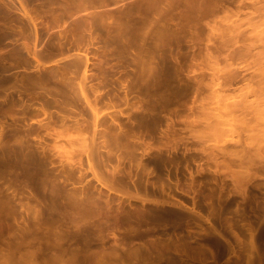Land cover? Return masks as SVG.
I'll return each instance as SVG.
<instances>
[{
    "label": "bare ground",
    "instance_id": "obj_1",
    "mask_svg": "<svg viewBox=\"0 0 264 264\" xmlns=\"http://www.w3.org/2000/svg\"><path fill=\"white\" fill-rule=\"evenodd\" d=\"M81 1L83 6L74 5V12L75 14L84 16L83 20H88L89 24H97L103 21L101 16L104 18L111 17L110 23L107 25L108 28H105L109 40L116 43L115 53L113 52L116 58L122 54L125 42H131L133 46L134 53L132 55L129 54V56L132 57L130 62L133 61L131 63H133L135 71L133 72V81L131 84L122 83L125 88V99L128 94L133 93V89L135 88L140 90L145 96L153 95L154 97L167 99L187 89L193 83V79H196L194 81L197 87L204 88L205 83L202 82L201 78L193 75L195 69L191 65L183 67L181 64V62H185L188 55H190V58L199 55V50L196 47L201 41V36L205 35L207 41H213L215 39L222 40L220 29L223 22L227 21L232 14L236 15L243 10L249 12L245 10L247 7L251 8L250 14L252 15L250 17L249 14V18H246L251 26L252 24H258L259 26L261 21L264 22V0H112V5L108 1L106 2V0ZM19 3L22 12L28 14L26 4L22 0ZM89 4H97L98 11L92 10ZM113 10L118 12L117 16L111 15ZM254 13L255 16L253 15ZM254 17L258 19H254ZM257 20L259 23L255 24V22H258ZM263 29H261L262 32L260 30V34L264 33ZM240 39H228L232 43H241L233 53L235 57L250 55L251 49L257 45L255 44L256 41L260 42L264 49V34L248 42ZM225 41L227 42V40ZM67 42H75L77 44V41H73L72 39H68ZM106 44H108V41ZM219 44L217 45L219 46ZM223 45L221 47L225 46ZM170 48L172 50L173 48H178L177 51L180 48H187V50L183 51V55H180L176 54L175 51L171 52ZM213 49L205 48V58L207 57L209 60L210 58H216L218 55L216 51L218 52V49L216 47ZM261 51L262 55L258 54V51V53L251 51L254 56H250L252 58L255 57V60L257 58L262 59L264 51ZM32 53L37 56L35 51ZM92 56H95L96 61H91ZM125 57L131 58L128 56ZM199 57L201 56L199 55ZM119 58L123 57L120 56ZM89 62L96 67V71H88V69L90 70L88 67ZM104 64L105 57L103 53L100 56L95 53L90 54L86 51L83 54L84 67L81 77L76 82L77 88L73 85L72 80L68 78H65L66 81L62 78H56V80L50 79L51 81H39L30 77L31 75L26 76L25 81L14 83L10 87H5L3 83H0V93L1 90L5 91L4 89L11 88L18 96H21L23 93H27L26 95L28 96L29 94H33L34 96L32 98L31 96L30 98L28 96L25 97L24 94V99L22 97L10 100L19 105L21 111L24 113L23 115H25L30 107L36 109L38 105L40 109L38 110L41 111L40 113L45 115L42 117H45L47 120L41 117L37 118L36 121L38 123H45L46 125H50L54 118L48 110L49 107L55 106L61 109L71 98L79 99L82 97L91 111L92 130L87 133L88 130L85 127L71 129L66 125L60 130L53 129L56 132L51 135H53L52 140L58 137H66L69 143L76 144L77 147L79 146V149H76L77 152H81L83 149L82 152L84 153L81 152L80 154H85L87 159L86 168L95 180V183L90 186V183H85V185L77 184L75 181H70L69 178H60L49 166V160L31 147L26 135L17 136L14 133L2 135L0 133V233L3 230L7 231L5 234L8 233L9 239L11 240H7V234L3 238L7 240L6 243L9 241L8 244L10 246H13L10 243L14 241V244L15 242L17 243L15 245L20 248L24 247L27 251L29 250L27 248L33 247L34 250L33 248L32 250L34 252L32 251V254L35 257L39 256L38 259L40 258V262L37 264H55V261L59 264H123L124 262L122 261H125V259L128 260V264H146L145 260L149 258H151V262L148 264H173L177 259L183 260L185 257L187 258L189 254H185L186 256L184 257L181 256V258L179 256L181 253H179L178 244L174 243L176 240L173 242L170 240L171 243L168 241L171 237V234L169 236L171 231L166 234L164 231H168V229L163 231L162 227L169 225L173 230L177 220H183L188 213H191L196 218L198 217L207 221V227L205 229L202 228L204 226L201 227V229L205 230V233L212 235L215 233L216 228L212 218L207 214H203L202 209L204 204L201 198L192 197L191 204L186 205L185 210L179 208L174 209L175 206L170 208L169 206L171 205L165 207L161 202L159 203L157 200H154L152 203L146 195L139 194V186H141V183L143 184L144 180L142 177L143 182L138 179L136 177L138 175L137 173L134 174V177L138 180L136 181L135 179L134 181V184H137L135 187L137 189H134V192H130L123 189V182H125L123 181L124 173H122L123 170H120L117 165L110 168V172L106 170L108 171L107 173L104 172L106 168L101 169L99 166V158L103 157L104 153L109 154V152H111L110 154L115 153L116 156L122 159H125L124 157H130L133 160L137 158L138 154L136 155V153L139 152L141 156L145 157V162H143L142 158L140 159L143 164L145 163L143 167L151 166L158 169L162 163L161 149L158 146H152L150 141L151 134L148 128L147 118L150 117L152 107L148 105L146 100L141 104L139 108L140 112L138 111L139 113L131 117L135 125L129 131L125 130L127 128L122 129L120 126H116L117 128L114 129L112 128L113 131L108 129L110 132L105 130L106 128H97L99 125L97 103L104 96L99 92L97 87L104 86L107 80V71L103 68ZM235 68L231 69L229 73L224 72L225 74H222V79L216 83L223 87L229 85L231 79L235 80L236 77H240L241 72ZM126 72H128L126 76L131 75L129 71ZM91 76L98 79L97 86L94 88L98 93L91 94L85 86V80ZM248 79L250 81L253 79L252 84L254 85L255 83L254 87L251 84L248 85L246 82V90L242 92L243 90L239 88V91L242 90V93H238L237 97H235L236 99L233 98L229 103L221 101L218 97L219 103L216 106L212 105L213 107H209L210 109L208 111L213 110V112L210 111L211 113L207 114L208 116L205 114V119L207 120L205 123H201V125L204 124L207 128L211 129V132L213 131L212 133L218 132L221 134L220 136L225 135L226 138L228 136L229 139L227 141L231 140V142H235L234 140H236V143L241 148L238 147V152L241 151V154L239 155L236 151L233 155L238 154L237 166L244 168V170H240L238 173H243L241 171H244V174L245 169H248L247 163L255 156L259 157L264 147V145L259 144L262 140L261 135H263L264 139V66L252 69L251 73L248 74ZM241 88L244 89L245 87ZM12 90L9 93H12ZM91 90L93 91V89ZM39 93H42L41 97L35 99V96ZM131 104L133 105V101ZM135 107L137 108L139 105H135ZM35 109L32 110L34 111ZM33 113L31 111L29 112L30 115ZM197 118L201 117L197 116ZM60 121L62 124L64 123L61 118ZM52 122H56V120ZM3 123L4 121L0 120V128L3 127ZM203 129L207 130L205 127ZM245 132V136L242 137L241 134ZM199 133L201 134L203 132ZM205 133L208 135L211 134L212 138V133H209V131H205ZM218 136V134L213 135L215 138ZM99 138V143H97L96 141ZM205 138L208 137L205 136ZM208 139L210 141V138ZM225 142L218 144L228 146ZM71 144L69 145L70 148L73 146ZM213 146L215 147L216 145ZM102 148L105 150H102ZM69 150L73 152V147L68 149V152L65 150L66 152L64 154H67V156H64V158L68 160L72 155L69 153ZM233 150L235 151L237 149L235 148ZM102 151L104 152L101 155L100 152ZM229 151L232 152V148L227 150V152ZM58 153L61 155L62 152L60 153L59 151ZM64 154L62 153V155ZM134 154L135 157H133ZM127 155L130 156L127 157ZM228 156L231 157V155ZM107 159H110L109 156ZM137 159H135L136 162ZM251 166L252 164L248 167ZM140 174L142 175L143 171ZM238 176L236 177L238 178ZM138 177L140 178V175ZM139 180L141 183H139ZM241 180L244 181L240 179V182ZM142 188L145 187L142 186ZM160 201H163V203L164 201L166 202V200ZM151 234H156L155 241H153L154 246L151 245L152 242H149L153 239L151 238L149 240L148 236ZM164 234L166 236L168 235V237H164ZM219 235L221 234L219 233ZM173 237L177 239L175 235ZM136 239L139 242L141 241V244H134V246H137L135 248L129 247L131 242ZM1 242L3 243V241ZM172 243L176 244L177 247ZM253 244L254 242H250L249 246L252 247ZM13 247L15 248V246ZM243 248L245 247H242V250L245 251L247 247L245 249ZM252 248H255V245ZM133 249L135 252L131 254V250ZM171 249H175L176 253L178 251L176 256L180 258H175L173 254V259L175 260H172L171 251L173 250ZM13 250L12 248L11 251ZM141 251L143 252L142 254ZM169 251L171 258H169ZM245 252L247 253V251ZM164 254L169 255L161 259ZM28 255L30 257L32 256L30 260L27 259L32 264L34 256L29 253ZM12 256L15 255L12 254ZM189 257L188 259L190 260ZM45 259H49V261L47 260L48 262H45ZM239 259L238 261L240 262L244 260ZM7 261L6 264H9L10 259L8 260L7 258ZM249 262L247 259L244 264H250Z\"/></svg>",
    "mask_w": 264,
    "mask_h": 264
},
{
    "label": "rangeland",
    "instance_id": "obj_2",
    "mask_svg": "<svg viewBox=\"0 0 264 264\" xmlns=\"http://www.w3.org/2000/svg\"><path fill=\"white\" fill-rule=\"evenodd\" d=\"M20 1L21 0H0V83H3L5 87H10L14 83L25 81L27 78L26 76L31 75L30 77L39 81L56 80V78L65 80V78H68L72 80L73 85L77 88L76 82L80 80L84 67L83 54L88 51L90 54L95 53L101 56L103 53L105 57L103 68L107 71V80L104 86L97 87L99 92L104 95L97 103V108L99 110V125L97 128H106L105 130L110 132L108 129L112 130V128L114 129L120 126L122 129L127 128L125 130L129 131V129L135 125L131 117L140 112L139 108L146 100L148 105L152 107L150 117L147 118L148 128L151 134L150 141L152 146H158L161 149L162 163L158 169L151 166L143 167L145 164H143V162H145V157L141 156L139 152L136 153V155L138 154V159H135H137L138 162L142 158L143 162L140 160L138 163L135 159H130V157H124L125 159H122L116 156L115 153L114 155L109 152L111 156L104 153L103 157L99 158V166L101 169L106 168L104 170L106 173L115 165H117L120 170H123L122 173L125 174H123V181H125L123 182V189L130 192H134V189H137L135 188L137 184H134L135 179L138 181V178L142 182L144 180L143 184L139 180V183H141L138 189L139 194L146 195L152 203L154 200H157L159 203L161 202L162 205L164 204L165 207L171 205L169 206L170 208L175 206L174 209L179 208L185 210V206L191 204L192 197L201 198L204 204L202 209L203 214H207L212 218L216 231L218 230L217 232L214 231L215 233L213 234L211 233L212 235L205 233V230L201 229V227L204 226L202 228L205 229L207 227V221L198 217L196 218V216L193 214L191 215V213H188L183 220H177L175 222L176 228L174 226L173 230L169 225L162 227L163 231L168 229V231H164L166 234L171 231V233H169L171 237L168 241L171 243L170 240H172V242L176 240L174 243L178 244L179 253H181L179 256L184 257L187 254L190 256H187V258L185 257L186 259L184 258L183 260L177 259L173 264H179L180 261V264H244L247 259L250 261V264H264V147L259 157L255 156L251 161L249 160L250 164L247 163L248 169H245V174L244 171H241L243 173H238V171L240 172V170H244V168L242 166H237L238 164L236 161L238 160V154L233 155L236 151L239 155L241 154V151L238 152L239 146L236 140H234L235 142L232 141L233 143L231 140H229V142L227 141V139H229L228 136L226 138L225 135L220 136L221 134L218 132L212 133L213 131L211 132V129L207 128L204 124L201 125V123H205L207 120L205 119V114L208 116L207 114L213 112V110L208 111V109L211 108L210 106H216V104L219 103L218 97L221 101L229 103L233 98L237 97L238 93L240 94L242 90V92L246 90L247 84H251L253 87L255 86V83L254 85L252 84L253 79H251L252 82L248 79V74L251 73L252 69L264 66V56L262 59L257 58V60H255L256 58H252L250 55H253L254 52H259L258 54L262 55L263 52L261 50L264 51L262 48L263 45L256 41L255 44L257 45L251 49L253 53L250 51V55L235 57L233 53L236 47L241 43H232L229 40L241 38L240 40L248 42L249 40L257 39L264 34H260L262 32L261 29L264 27V22L261 21L258 26L256 23H259V21L257 20L258 22H255L256 25L252 24L251 26L246 20L250 14L251 8L247 7L245 10L249 12L244 11L243 8V11L238 12L236 15L232 14L227 21L223 22L220 29L222 40L215 39L213 41H207L205 35L201 36L202 38L200 37L201 41L198 43L196 49L199 50V55L201 57L195 55L196 57L193 56V58H190V55H188L185 62H181V64L183 67L191 65V67L195 69L193 75L201 78L202 82L205 83L204 88L197 87L194 81L196 79H193V83L188 86L187 89L167 99L154 97L153 95L145 96L137 88L133 89V93L128 94L125 99V88L122 83L131 84L133 81V72L135 71V67L133 63H131L133 61L130 62L132 57L129 56V54L132 55L134 53L133 46L131 42H125L124 50L122 54H120L123 58H119L120 56L117 58L115 57L113 52L116 49V43L109 40L105 28L110 23L111 17L104 18L101 16L103 21L97 24H89L88 20H83L84 16L75 14L74 12V5L83 6L81 0H22L28 9V14H24L19 6ZM107 1L112 5V0H106V2ZM89 5L92 10L98 11L97 4ZM111 15L117 16L118 12L113 10ZM251 15L252 14H250V17ZM253 15L255 16V13ZM254 19L258 18L254 17ZM217 38L219 37L217 36ZM68 39L77 41V44H75V42L68 43ZM223 39L227 40V42H224ZM107 41L108 44H106ZM215 42H217L216 45L221 43L225 46L223 45L224 47H221V44L216 46ZM206 47L210 50H214V47L218 49V52L216 51L218 54L216 58H210V60L207 57L205 58L204 53ZM147 48L149 49V47ZM170 49L171 52L175 51L176 54L180 55H183V51L187 50V48H180L181 51H177L178 48H173V50L172 48ZM196 49L195 51H197ZM33 51H35L37 56L33 55ZM91 61H96L95 56H92ZM88 67L90 68V70L88 69L89 72L96 71V67L93 66L91 62L88 63ZM234 68L241 72V75L239 74L240 77L238 76L239 79L236 77L235 80H237L231 79L229 81L230 83L228 82L229 85L223 87L219 86L216 82L222 79V74L224 72L229 73L231 69ZM126 71H129L131 75L126 76V73H128ZM97 82L98 79L92 76L85 80V86L89 89L91 94L98 93V91L94 89L95 86H97ZM241 87L245 88L243 89ZM239 88L242 90L239 91ZM91 89H93V91ZM4 90L5 91L1 90L0 93V120L4 121L3 127L0 128V133L2 135L11 133L17 136L26 135L31 147L49 160V166L60 178H69L70 181H75L77 184L85 185V183H90V186L94 184L95 180L92 178L90 171L86 168V156L85 154H80L83 149L80 148L82 149L81 152H77L79 146L77 147L76 144L73 145L69 143L66 137H58L56 138V142V139L52 140L53 135H51L56 132L53 131V129L60 130L66 125L71 129L85 127L86 130H88L87 133L92 130L93 123L91 122V111L82 97L79 99L71 98L61 109L55 106L49 107L48 110L54 117L50 119H52V121L56 120V122L51 121L50 125H46L45 123H38L36 121L37 118L45 116L40 113L41 111H39L38 105L36 108L37 110L30 107L27 111L28 115L27 112L23 115L24 113L21 111L19 105L11 102L10 99H19L22 97L24 99L25 93L18 96L11 88ZM11 90L12 93H9ZM26 94L25 97L28 96ZM41 94L42 93L35 94V99L40 98ZM30 96L32 98L34 95L29 94L28 97L30 98ZM132 101L133 105L131 104ZM135 105H139V107L136 108ZM203 108L204 110H202ZM32 109H35V113H33L34 111ZM30 111L33 114L30 115ZM197 116L201 118H197ZM44 118L45 117H42V119ZM60 118L64 121L63 124ZM45 120L47 119L45 118ZM202 126L207 130L203 129ZM204 130L207 132L209 131V133L213 135L218 134L220 137L218 136L215 138L212 135V139L211 134H206ZM199 132L203 133L200 134ZM245 134L246 132L244 134L242 133V137H244ZM205 136L210 138V141L208 138H205ZM260 137L264 140L263 135ZM99 140L100 138L97 139L96 142L99 143ZM217 140L218 142L216 143ZM262 140L259 144L263 146L264 141ZM222 142H225L228 146L225 144H218H222ZM208 143L210 144L208 145ZM70 144L73 145L71 146V148L73 147V152L69 150V153L72 155H68L70 156L68 160L64 158V156H67V154L64 153L68 149H71L69 147ZM213 145L216 146L214 147ZM230 148H232V152H227ZM235 148L237 150L234 151L233 149ZM102 150L105 149L102 148ZM59 151L64 155H62V153L60 155L58 153ZM103 152L104 151L100 152L101 155ZM227 154L231 155V157ZM108 156L110 158L109 160L107 159ZM128 156L130 155H127V157ZM133 157H135V154ZM251 164L252 166L248 167ZM253 164L256 165L254 166ZM142 171L143 174L141 175L140 173H142ZM135 173L140 175V178L138 175L136 176L137 178L134 177ZM236 176H238V178ZM240 179L245 180H241V183ZM236 180H239V182ZM142 186L145 188H142ZM160 200H166V202L164 201L163 203V201ZM5 232L7 231L3 230L2 233H0V252H2L0 253V264H6L8 262L7 258L8 260L10 259L9 264H18L19 262V264H30L28 260H30L32 256L30 257L28 253L34 256V254H32L34 248L29 247L27 251L26 248H20L15 245L17 244L16 242L14 244V241H11L10 244L15 246V249L8 244L11 239H9L8 233H6V235ZM219 233L221 235H219ZM173 234L177 239L173 237ZM5 235L8 236V243H6L7 240L4 239L6 237ZM155 235L156 234H151V237L148 236L149 240L153 238L149 241L152 242L151 245L153 246ZM164 237H168V235ZM250 239L253 240L250 241ZM1 241H3V243ZM140 242L136 239L131 242L129 247L135 248L136 245L134 246V244H141ZM250 242H254L252 247L255 245V248L249 246ZM173 245L176 246V244ZM176 247L175 249L177 250ZM242 247H247L245 250L247 253L242 250ZM12 248L14 249L13 251H11ZM175 249H171L173 251L170 250L172 258L169 251L170 255L164 254L161 259L169 255V258L175 260L173 259V254L175 258H180L176 256L178 251L176 253ZM133 250H131V254L135 252V250ZM250 251L252 252L248 253ZM142 253L141 251V254ZM236 253L241 258L238 257ZM12 254L15 256H12ZM38 257L39 256H34L32 259V261H34L33 263L31 261V263H39L40 258L38 259ZM239 258L244 260L240 262L238 261ZM47 260L49 261V259ZM47 260L45 259V262H48ZM150 260L151 258L145 260L146 264L151 262ZM122 262L128 264V260L126 259ZM55 264L59 263L55 261Z\"/></svg>",
    "mask_w": 264,
    "mask_h": 264
}]
</instances>
